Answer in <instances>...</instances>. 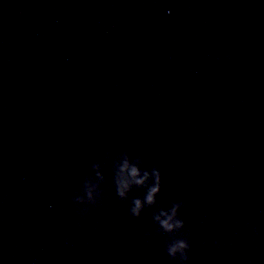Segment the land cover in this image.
<instances>
[{"label": "water", "instance_id": "water-1", "mask_svg": "<svg viewBox=\"0 0 264 264\" xmlns=\"http://www.w3.org/2000/svg\"><path fill=\"white\" fill-rule=\"evenodd\" d=\"M0 264H264V0H0Z\"/></svg>", "mask_w": 264, "mask_h": 264}, {"label": "clouds", "instance_id": "clouds-1", "mask_svg": "<svg viewBox=\"0 0 264 264\" xmlns=\"http://www.w3.org/2000/svg\"><path fill=\"white\" fill-rule=\"evenodd\" d=\"M117 169L118 170L116 175V183L118 188V194L121 197L126 195L131 185L145 184L146 181L149 179L150 175L155 178V183L151 187H149L144 201L142 202L140 199H136L134 201V206L132 207L131 212L133 215H138L141 210L142 203L151 204L154 202L155 194L159 190V173L155 169H153L151 174L147 171L141 173L140 169L137 167V164L130 163L127 156H125L121 161H118ZM97 176H99L100 179H103L99 172H97ZM95 187L96 185L93 184L91 181L86 183L85 190L89 200L93 198V191ZM178 207L179 205H174L170 211H161L159 215L155 217V219L160 223L164 230L172 231L182 226L183 222L179 219H176V210ZM187 247L188 245L185 241L179 240L169 246L168 252L171 255H175L179 251L183 255V251Z\"/></svg>", "mask_w": 264, "mask_h": 264}]
</instances>
